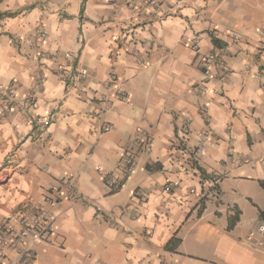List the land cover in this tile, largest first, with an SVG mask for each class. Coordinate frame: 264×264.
Segmentation results:
<instances>
[{"label":"crops","instance_id":"0c3cea01","mask_svg":"<svg viewBox=\"0 0 264 264\" xmlns=\"http://www.w3.org/2000/svg\"><path fill=\"white\" fill-rule=\"evenodd\" d=\"M121 1L0 0V85L46 76L34 112L0 120V219L52 195L33 264H264V0H179L127 29Z\"/></svg>","mask_w":264,"mask_h":264},{"label":"built area","instance_id":"2783aa9c","mask_svg":"<svg viewBox=\"0 0 264 264\" xmlns=\"http://www.w3.org/2000/svg\"><path fill=\"white\" fill-rule=\"evenodd\" d=\"M120 5L118 0H109ZM123 10L128 12L127 28H131L136 21L144 19L146 21H161L173 15L178 10L179 0H122ZM44 32L41 36H44ZM193 47H198V39L195 38ZM45 53L41 52L36 57L43 58ZM137 63H144L137 59ZM203 75L211 78L219 68V62L214 54H204L200 59ZM44 73H40L33 83L32 92L20 95L16 89V81L12 80L5 85H0V120L11 115L19 103H23L34 112L37 106L35 91L45 82ZM118 97L123 102L128 101L126 92L120 91ZM34 119L43 126L49 125V119L34 114ZM134 167L133 158L128 156L124 159V169L122 178L131 173ZM67 183V179H63ZM107 188L116 191L121 186V181L113 177H104ZM171 186H165V190H170ZM144 198V193L139 192ZM53 197L48 193L41 203L32 200L21 203L9 214L0 219V264H33L34 253L30 244L43 241L51 237L55 232V221L51 211ZM149 234V233H148ZM255 235L260 236L258 243L264 247V221L260 222L248 234V239ZM160 264H168L161 262Z\"/></svg>","mask_w":264,"mask_h":264},{"label":"trees","instance_id":"16d2710c","mask_svg":"<svg viewBox=\"0 0 264 264\" xmlns=\"http://www.w3.org/2000/svg\"><path fill=\"white\" fill-rule=\"evenodd\" d=\"M13 14H14V13H12V12H3V13L0 12V19L3 18V17L12 16ZM214 41H215V40H214ZM202 175H204V174H202ZM262 186L264 187V183H262ZM260 216H261V218H262L263 221H264V215H263L262 212H260ZM237 219H238V216H237L236 213H235L234 216L229 217L228 228H231V227L234 225V223L237 221ZM173 241H174V240L171 239V240L167 243V245H166V248H167V249H171V248H172V245L174 244Z\"/></svg>","mask_w":264,"mask_h":264}]
</instances>
